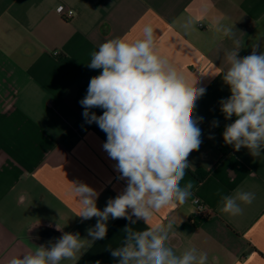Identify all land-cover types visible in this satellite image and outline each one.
Instances as JSON below:
<instances>
[{
	"label": "crops",
	"instance_id": "1",
	"mask_svg": "<svg viewBox=\"0 0 264 264\" xmlns=\"http://www.w3.org/2000/svg\"><path fill=\"white\" fill-rule=\"evenodd\" d=\"M61 8L74 16L62 18ZM189 19L186 32L181 25ZM148 23L160 53L206 89L195 109L203 117L202 144L190 153L181 182L194 181V196L162 209L152 223L173 222L177 232L169 242L178 254L196 247L207 253L208 264H264V152L254 158L241 148L222 157L220 131L227 120L219 102L230 91L213 76L227 69L224 53L237 41L240 57L251 54L253 43L258 54L264 51V0H0V264L63 232L87 237L97 218L76 216L70 183L94 188L101 210L126 188L103 149L106 133L85 120L79 102L102 71L87 66L90 53L115 37L139 38ZM217 23L231 27L233 36L217 33ZM91 112L99 116L103 109ZM202 172L206 177L199 180ZM217 189L225 195L251 191L255 200L241 205V215L222 214ZM195 198L206 206L203 212ZM107 225L104 239L91 246L85 241L77 259L62 264H117L111 250L120 246L123 229L146 228L143 220L125 218H110Z\"/></svg>",
	"mask_w": 264,
	"mask_h": 264
},
{
	"label": "clouds",
	"instance_id": "2",
	"mask_svg": "<svg viewBox=\"0 0 264 264\" xmlns=\"http://www.w3.org/2000/svg\"><path fill=\"white\" fill-rule=\"evenodd\" d=\"M181 26L187 32L192 20ZM215 31L225 38L233 36L232 28L223 24L217 23ZM258 47L253 43L251 54L240 57L242 47L237 41L235 48L224 53L227 69L213 75L221 76L230 91V96L219 102L221 112L226 120L235 117L225 125L224 143L235 151L246 148L254 158L264 152V51L258 54ZM90 57L87 66L102 71L90 79L87 94L79 103L85 120L95 122L106 133L103 149L116 161L115 170L127 186L101 210L94 188L83 182L70 183L79 206L76 216L82 221L97 218L95 226L87 229V237L63 232L47 246L11 256L7 264L76 260L85 241L91 246L106 237L110 218H125L131 224L143 220L146 225L144 230L123 229L120 246L111 250L112 257L119 258L117 264H208L207 253L196 247L179 254L174 250L169 242L170 234L177 232L173 222L152 223L162 209L185 205L194 196V181L181 182L191 168L190 153L202 144L198 124L203 117L196 116L195 109L206 89L197 87V80H190L181 67L160 53L150 23L143 26L139 38L106 40ZM92 108L103 109V114L97 116ZM217 125L214 120L213 126ZM216 195L218 210L230 216L241 215V205L255 200V193L239 189L228 195L217 189Z\"/></svg>",
	"mask_w": 264,
	"mask_h": 264
},
{
	"label": "trees",
	"instance_id": "3",
	"mask_svg": "<svg viewBox=\"0 0 264 264\" xmlns=\"http://www.w3.org/2000/svg\"><path fill=\"white\" fill-rule=\"evenodd\" d=\"M234 119H235V117H233L231 120H227L226 123L222 126L221 131H220L221 132V136H222V145H221L222 157H225V156L229 155L231 152L234 151V148L231 145L225 144L224 140H223V131H224L225 125L234 122ZM196 177L199 180H203L206 177V174L204 172H202L201 175L199 173H197Z\"/></svg>",
	"mask_w": 264,
	"mask_h": 264
},
{
	"label": "built area",
	"instance_id": "4",
	"mask_svg": "<svg viewBox=\"0 0 264 264\" xmlns=\"http://www.w3.org/2000/svg\"><path fill=\"white\" fill-rule=\"evenodd\" d=\"M59 15L64 19H71L74 16V11L66 8H61L58 11ZM201 26V25H200ZM56 56L59 55L58 52L54 53ZM196 202L194 203L198 209L199 212H203L206 208V206L199 200L198 198L194 199Z\"/></svg>",
	"mask_w": 264,
	"mask_h": 264
}]
</instances>
